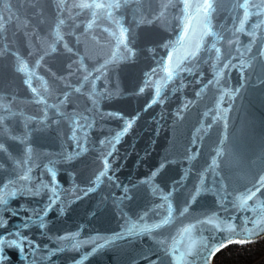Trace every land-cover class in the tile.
<instances>
[{
  "label": "water",
  "instance_id": "1",
  "mask_svg": "<svg viewBox=\"0 0 264 264\" xmlns=\"http://www.w3.org/2000/svg\"><path fill=\"white\" fill-rule=\"evenodd\" d=\"M261 229L264 0H0V264H211Z\"/></svg>",
  "mask_w": 264,
  "mask_h": 264
},
{
  "label": "trees",
  "instance_id": "2",
  "mask_svg": "<svg viewBox=\"0 0 264 264\" xmlns=\"http://www.w3.org/2000/svg\"><path fill=\"white\" fill-rule=\"evenodd\" d=\"M211 264H264V236L223 247L214 254Z\"/></svg>",
  "mask_w": 264,
  "mask_h": 264
},
{
  "label": "snow or ice",
  "instance_id": "3",
  "mask_svg": "<svg viewBox=\"0 0 264 264\" xmlns=\"http://www.w3.org/2000/svg\"><path fill=\"white\" fill-rule=\"evenodd\" d=\"M129 127H130V126H129ZM246 199H247V200H251V197H247ZM241 206H242V207L244 206V205H243V202H242ZM210 223L215 224L217 227L220 226V222H219L218 220H216L215 218H211V219H210ZM256 225H257V227H259V225H260V221H257V222H256ZM224 226H225V228H227L228 230H231L232 227H233V225H231V224H226V225H224ZM261 230H264V229H261ZM261 230H260V231H261ZM255 234H256L255 232H253L251 229H249V236H253V235H255ZM4 259H10V257H9V256H5Z\"/></svg>",
  "mask_w": 264,
  "mask_h": 264
}]
</instances>
